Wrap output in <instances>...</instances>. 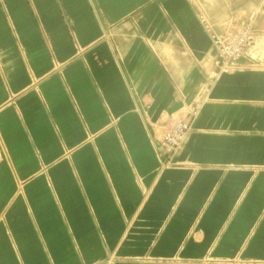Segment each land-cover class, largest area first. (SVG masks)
Instances as JSON below:
<instances>
[{
    "label": "crops",
    "instance_id": "1",
    "mask_svg": "<svg viewBox=\"0 0 264 264\" xmlns=\"http://www.w3.org/2000/svg\"><path fill=\"white\" fill-rule=\"evenodd\" d=\"M252 8L251 59L210 85L203 18ZM37 237L46 264H264V0H0V264H43Z\"/></svg>",
    "mask_w": 264,
    "mask_h": 264
},
{
    "label": "built area",
    "instance_id": "2",
    "mask_svg": "<svg viewBox=\"0 0 264 264\" xmlns=\"http://www.w3.org/2000/svg\"><path fill=\"white\" fill-rule=\"evenodd\" d=\"M261 13L253 9L247 20L231 22L223 31H215L203 18L205 27L211 32L216 48L215 70L210 85L223 73L238 70L243 61L251 59V53L257 45L258 34L255 29L256 18ZM206 96H200L186 108L183 117L171 122L160 140L159 154L162 159L171 161L180 152L192 131L193 125L206 102Z\"/></svg>",
    "mask_w": 264,
    "mask_h": 264
},
{
    "label": "rangeland",
    "instance_id": "3",
    "mask_svg": "<svg viewBox=\"0 0 264 264\" xmlns=\"http://www.w3.org/2000/svg\"><path fill=\"white\" fill-rule=\"evenodd\" d=\"M253 9H255V8H252L250 11H249V13H248V16H249V14H250V12L253 10ZM258 45V44H257ZM255 49V48H254ZM42 202H43V204H45V199L43 198L42 199ZM9 219H11V221H12V219H14L13 218V215L12 214H10L9 216H7ZM37 219H38V221H39V223H42V224H44V222H45V215L43 214V213H38V216H37ZM13 222V221H12ZM23 223V220L21 221V220H18V221H16L15 222V224H12V226L14 227L15 225H16V227L19 229L20 227H22L23 229H24V225L22 224ZM43 226V225H42ZM8 233H10L11 234V236L12 237H17L16 235H18V233L19 234H24V233H26V237L28 238V237H30V235H29V233H31L32 235H35V231L34 230H31V232L30 231H27V232H25L24 230H21V231H19V230H8V231H6L5 232V237L7 238V234ZM14 234V235H13ZM39 235H40V237H45V235H46V230L43 228L42 230H40L39 231V233H38ZM37 239H38V237H37ZM36 244H37V248H39V249H41V256H39V257H41V261L43 262V264H46V253H45V247L44 246H41V241L38 239V242H36ZM55 254H57V253H55ZM16 264H17V262H16Z\"/></svg>",
    "mask_w": 264,
    "mask_h": 264
}]
</instances>
